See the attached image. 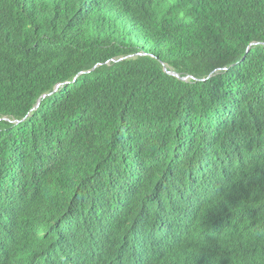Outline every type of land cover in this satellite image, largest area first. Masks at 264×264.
<instances>
[{"label": "trees", "instance_id": "1", "mask_svg": "<svg viewBox=\"0 0 264 264\" xmlns=\"http://www.w3.org/2000/svg\"><path fill=\"white\" fill-rule=\"evenodd\" d=\"M56 236L264 264V0H0V264Z\"/></svg>", "mask_w": 264, "mask_h": 264}, {"label": "bare ground", "instance_id": "2", "mask_svg": "<svg viewBox=\"0 0 264 264\" xmlns=\"http://www.w3.org/2000/svg\"><path fill=\"white\" fill-rule=\"evenodd\" d=\"M159 220L160 219H157V221L155 222V224H159ZM61 227L62 226H60V228ZM160 228L161 227L158 226L155 229V232L156 231H160ZM71 230H73V229H71ZM130 242H132V239L131 238L128 239V241H127V244H126V249L127 250L134 249V248H130V245H129ZM174 242H175V239H173L171 241H167V246L173 244ZM139 243H137V244H134L133 243L134 244L133 247H135V249H138V247H140V244ZM73 245H69L67 247L60 246L59 237L56 236V246H55V248H49V250L46 252V255L44 257L45 259L42 260V261H38L35 264H70L71 262H73L72 261L73 260V257H72V259L70 261V251L72 250ZM136 256H138V251H137V253L134 256L131 257V259H134ZM125 261H126V256L124 254H120V255H117L114 258L112 264H123ZM139 262H141V261L138 260V259L137 260L135 259V260H133V262H131L129 264H137ZM145 262H146V260H144V262L141 263V264H144Z\"/></svg>", "mask_w": 264, "mask_h": 264}, {"label": "water", "instance_id": "3", "mask_svg": "<svg viewBox=\"0 0 264 264\" xmlns=\"http://www.w3.org/2000/svg\"><path fill=\"white\" fill-rule=\"evenodd\" d=\"M255 43H256V42L251 43V44H255ZM163 70H164L166 73H168V74H171V75H174V76L178 77L177 73H175V72H173V71H169V70H167L165 66H163ZM181 79H185V77H181ZM58 85H59V84H57V86H58Z\"/></svg>", "mask_w": 264, "mask_h": 264}]
</instances>
